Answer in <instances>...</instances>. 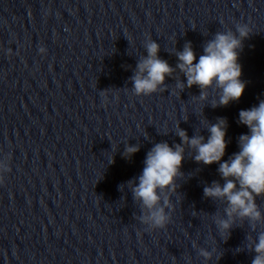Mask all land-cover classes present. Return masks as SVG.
I'll return each mask as SVG.
<instances>
[{
  "label": "clouds",
  "instance_id": "clouds-1",
  "mask_svg": "<svg viewBox=\"0 0 264 264\" xmlns=\"http://www.w3.org/2000/svg\"><path fill=\"white\" fill-rule=\"evenodd\" d=\"M250 34L251 30L245 23L236 24L235 31H217L202 45L203 54L198 60L192 43L186 42L182 50L170 52L177 58L175 67L159 56L160 44L149 37L144 42L147 54L138 59L134 74L130 77L131 90L137 96L156 93L166 88V78L173 77L178 70L186 78V82L178 80L176 83L180 93L185 88L197 86L200 94L194 97L207 101L211 89L218 96L211 103L213 108L226 107L233 101H239L246 88V82L241 79L239 58L243 41ZM39 51L45 53L46 49L41 47ZM205 121L204 128L209 133L207 139L197 132L189 137L178 125L175 132L181 143L172 146L167 142L155 143L146 154L141 174L126 182L142 213L136 219L147 225L146 230L163 229L169 223L171 214L166 209L172 210L174 207L171 197L180 187L177 179L184 176L181 167L186 150H191L194 154L192 158L198 164L219 165L217 171L223 184L212 181L203 188V194L213 201L226 202L224 216L214 215V223L221 233H227L229 237L231 230L240 226L237 221H247L253 231L257 225L264 224V214L256 202L257 197H264V100L250 109L240 110L238 122L247 126L249 133L239 136V151L228 160H222L228 146L225 138L227 119L218 117L215 123ZM139 151V144L126 143L122 155L131 159ZM9 172L11 167L7 160L0 159V184L5 182V174ZM124 186L120 185V189ZM246 239L249 243L245 247L255 253L251 264H264V231H260L255 238L248 235ZM199 254L207 260L213 256L211 251L204 248L200 249Z\"/></svg>",
  "mask_w": 264,
  "mask_h": 264
}]
</instances>
